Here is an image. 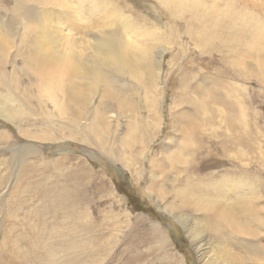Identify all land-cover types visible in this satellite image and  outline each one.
I'll return each instance as SVG.
<instances>
[{
  "label": "rangeland",
  "instance_id": "374dc122",
  "mask_svg": "<svg viewBox=\"0 0 264 264\" xmlns=\"http://www.w3.org/2000/svg\"><path fill=\"white\" fill-rule=\"evenodd\" d=\"M56 1L0 0V264H264V0Z\"/></svg>",
  "mask_w": 264,
  "mask_h": 264
},
{
  "label": "bare ground",
  "instance_id": "6f19581e",
  "mask_svg": "<svg viewBox=\"0 0 264 264\" xmlns=\"http://www.w3.org/2000/svg\"><path fill=\"white\" fill-rule=\"evenodd\" d=\"M42 2V0H40ZM58 2V0L56 1ZM42 21V20H41ZM40 21V22H41ZM36 22V25L33 26V29L34 28H40V24H39V21L38 20H35ZM235 22V21H233ZM34 23V22H33ZM42 23V22H41ZM35 24V23H34ZM33 24V25H34ZM45 27V25H44ZM28 29H30V27H27ZM233 28V26H232ZM27 29V30H28ZM51 29V28H50ZM26 32L28 33L29 31ZM34 34L37 35V31H33ZM28 34H31V33H28ZM27 34V35H28ZM32 39H31V50L34 49V52L35 54H37L38 56V59H41L39 60L38 62L44 64V65H52V71L50 72H46L47 73V76L46 77V86H49L51 85L53 82L55 81H60V82H63L65 83V80H66V75L68 73V70H66V66L62 64V60L60 58H58L55 54H54V49L52 48L51 46V49L48 50L50 47L49 45H52L50 44V42L45 39L46 41L44 42V40L42 41L40 38L39 35H37ZM49 36V35H48ZM49 38V37H48ZM249 41V40H248ZM256 41V40H255ZM49 44V45H48ZM46 47V48H45ZM49 47V48H48ZM33 48V49H32ZM48 48V49H47ZM46 49L48 51H46ZM4 50L0 49V52H2ZM36 62V63H38ZM39 64V63H38ZM37 67V66H36ZM45 67V66H44ZM49 78V79H48ZM48 79V80H47ZM66 95V93H65ZM7 102V101H6ZM3 109H2V106L0 105V112H2ZM60 130V129H59ZM186 147H188L189 145H185ZM182 147L179 152L174 156L173 160L172 161H175V164L176 163H180L181 165L185 164L187 162V159H188V156L186 157V152H188L187 148L186 147ZM189 155V154H188ZM231 182V181H230ZM183 186V185H182ZM194 187L193 186H189L187 187L186 185L183 186V189H182V192L181 191H177L174 192L176 194L175 198H178V200L180 202H182L185 206H196V205H200L202 207V209H205L206 208V199L205 201L201 198V195L203 194L204 195V192L205 190H201L202 187L198 188L195 186L194 189H192ZM203 192V193H202ZM223 193H221L222 195ZM225 194V193H224ZM223 194V195H224ZM230 194V193H229ZM218 195V194H217ZM218 198V197H216ZM215 199V198H214ZM221 199V198H220ZM209 201V199H208ZM212 201V200H211ZM219 201V202H218ZM214 200L212 202L215 203V210H212L213 215L215 217V222L216 224L218 222H221L223 223L221 226L222 227H219L217 226V231L215 234H217L220 238L223 239V237L225 236V234H228L229 230H226L223 232L222 229H228V228H233L234 230H236V226L239 228L238 226V221L236 219V215L234 214L233 215V212H231V208H229V205H228V200ZM209 204V202H208ZM208 206V205H207ZM211 206V205H210ZM198 207V206H197ZM234 207V206H233ZM214 208V207H213ZM235 208V207H234ZM191 209V208H190ZM233 209V208H232ZM200 210V209H199ZM236 210V209H235ZM236 212V211H235ZM252 212V211H251ZM231 214V215H230ZM31 215H33L31 213ZM220 217H219V216ZM256 217V216H255ZM219 218V220H218ZM32 221H34L29 230H28V235L30 236L31 240H32V245H34V243L36 242V240L38 241L39 239V227H38V224L37 226L34 225L36 224L35 222L37 221L35 218H32L31 219ZM20 221V220H19ZM213 221H214V218H213ZM257 221V220H256ZM242 223V222H241ZM240 223V224H241ZM214 224V225H216ZM243 224H241L242 226ZM213 226V225H212ZM224 226H227L226 228ZM234 226V227H233ZM14 227H16V225H14ZM248 227V226H247ZM220 228V229H218ZM236 228V229H235ZM247 229V228H246ZM233 230V231H234ZM244 230V229H243ZM239 231V230H238ZM246 231V230H245ZM231 232V231H230ZM244 232V231H243ZM220 234V235H219ZM47 235L48 237L51 236V234L47 231ZM218 236H216L218 238ZM229 236V235H228ZM198 237V236H197ZM197 237H194L195 238V241L197 239ZM6 240L8 242V244L10 246H12L13 248H15V255L17 256H21L22 260H23V263L26 262L27 264H32V261H24V259L26 257H28L29 255V252H28V246L25 244V240H26V237L24 236V234L20 231V228L19 227H16L15 230L13 232H9V235H6L5 238H3L2 240V243L5 242L6 243ZM46 241V240H45ZM50 241V239L48 240ZM47 242V241H46ZM4 244V243H3ZM5 245V244H4ZM7 245V246H9ZM11 247V248H12ZM24 250V251H23ZM13 252V251H12ZM51 252V251H50ZM14 253V252H13ZM4 254V252H3ZM52 254V252H51ZM9 257V256H8ZM1 258V257H0ZM30 260V259H29ZM39 259H36V262L38 261ZM19 264H20V260H19Z\"/></svg>",
  "mask_w": 264,
  "mask_h": 264
}]
</instances>
